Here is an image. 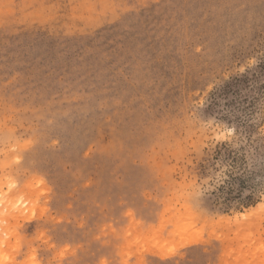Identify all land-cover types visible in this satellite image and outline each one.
<instances>
[{
  "label": "rangeland",
  "instance_id": "1",
  "mask_svg": "<svg viewBox=\"0 0 264 264\" xmlns=\"http://www.w3.org/2000/svg\"><path fill=\"white\" fill-rule=\"evenodd\" d=\"M0 264H264V0H0Z\"/></svg>",
  "mask_w": 264,
  "mask_h": 264
}]
</instances>
